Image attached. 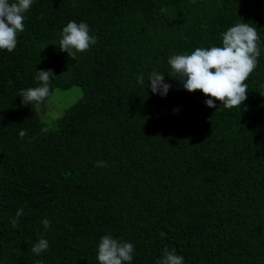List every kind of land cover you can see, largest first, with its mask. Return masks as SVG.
Instances as JSON below:
<instances>
[{
	"label": "trees",
	"instance_id": "trees-1",
	"mask_svg": "<svg viewBox=\"0 0 264 264\" xmlns=\"http://www.w3.org/2000/svg\"><path fill=\"white\" fill-rule=\"evenodd\" d=\"M240 20L260 36L247 99L208 108L167 61L221 46ZM70 21L97 38L76 60L57 46ZM17 40L0 50V264H98L104 235L134 245L131 264L165 248L184 264H264V0H33ZM41 70L54 76L44 101L81 90L52 122L18 96Z\"/></svg>",
	"mask_w": 264,
	"mask_h": 264
},
{
	"label": "clouds",
	"instance_id": "clouds-1",
	"mask_svg": "<svg viewBox=\"0 0 264 264\" xmlns=\"http://www.w3.org/2000/svg\"><path fill=\"white\" fill-rule=\"evenodd\" d=\"M32 4L33 0H0V50L11 53L16 48L17 36L24 31L25 13ZM221 38V46L198 47L191 54H174L167 63L184 90L189 93L200 91L209 97L204 102L208 108H215V101L223 104L225 109L241 108L247 99L248 85L245 81L257 67L261 54L260 36L256 27L240 20L223 32ZM96 42L97 38L90 35L86 23L70 21L63 27L57 46L70 59L76 60L77 54L88 51ZM52 77L51 70L36 72L39 86L19 90L21 104L42 103L50 95ZM148 81L153 94L165 96L171 87L164 83V75L156 71L150 73ZM137 82L141 85L145 83L142 73ZM27 134V131L21 130L19 136L23 138ZM95 166L102 168L107 163L97 161ZM23 214L22 208L16 211L15 218L11 220L13 227L18 226ZM41 223L45 229L51 225L48 219H43ZM48 248L47 239L40 238L31 251L40 255ZM134 251L132 243L104 235L99 241L96 259L98 264H131ZM157 264H184V258L176 254L175 249L170 251L165 248Z\"/></svg>",
	"mask_w": 264,
	"mask_h": 264
},
{
	"label": "rangeland",
	"instance_id": "rangeland-1",
	"mask_svg": "<svg viewBox=\"0 0 264 264\" xmlns=\"http://www.w3.org/2000/svg\"><path fill=\"white\" fill-rule=\"evenodd\" d=\"M81 96V90L78 87H72L67 90H55L51 99L38 104L41 112V119L52 122L60 117L63 112L73 105Z\"/></svg>",
	"mask_w": 264,
	"mask_h": 264
}]
</instances>
